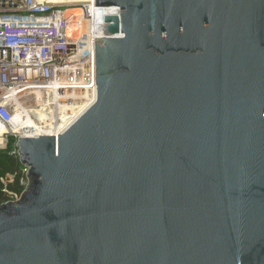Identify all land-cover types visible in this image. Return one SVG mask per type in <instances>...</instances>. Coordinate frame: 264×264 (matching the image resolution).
I'll return each instance as SVG.
<instances>
[{"label":"water","instance_id":"water-1","mask_svg":"<svg viewBox=\"0 0 264 264\" xmlns=\"http://www.w3.org/2000/svg\"><path fill=\"white\" fill-rule=\"evenodd\" d=\"M95 2L97 100L19 139L0 264H264V0Z\"/></svg>","mask_w":264,"mask_h":264},{"label":"built area","instance_id":"built-area-1","mask_svg":"<svg viewBox=\"0 0 264 264\" xmlns=\"http://www.w3.org/2000/svg\"><path fill=\"white\" fill-rule=\"evenodd\" d=\"M79 8L76 15L44 0H0V123L7 127L5 134L14 133L8 128L17 115H32L40 123L31 135L17 132L18 141L58 138L97 100L96 38L105 36V18L119 15V8L97 6L95 0ZM95 12L102 14L103 33L97 36L86 30ZM14 154L20 160L18 148ZM20 164L19 190L7 192L4 203L20 200L28 187L30 168Z\"/></svg>","mask_w":264,"mask_h":264},{"label":"bare ground","instance_id":"bare-ground-1","mask_svg":"<svg viewBox=\"0 0 264 264\" xmlns=\"http://www.w3.org/2000/svg\"><path fill=\"white\" fill-rule=\"evenodd\" d=\"M44 1L52 2L55 4H62V3L64 4V2H68L71 4L79 3L83 5L93 0H44ZM69 13L70 14L75 13L76 15H80L81 9L80 8H70ZM101 20H102V14L95 12L94 20L92 22H89L86 25V30L87 32L90 33V35L97 36L103 33L101 29ZM39 127H40V123L37 121L36 117L29 115L27 118H25L23 115H17L16 121L13 124V128L9 127L8 129L11 132H20L21 134H24V135H31V133H33ZM6 131H7V127L3 125L2 123H0V136H2V134L4 135Z\"/></svg>","mask_w":264,"mask_h":264},{"label":"trees","instance_id":"trees-1","mask_svg":"<svg viewBox=\"0 0 264 264\" xmlns=\"http://www.w3.org/2000/svg\"><path fill=\"white\" fill-rule=\"evenodd\" d=\"M22 167L18 156L0 152V204L8 199L7 192H16L20 186ZM8 175H15L14 181H4Z\"/></svg>","mask_w":264,"mask_h":264},{"label":"rangeland","instance_id":"rangeland-1","mask_svg":"<svg viewBox=\"0 0 264 264\" xmlns=\"http://www.w3.org/2000/svg\"><path fill=\"white\" fill-rule=\"evenodd\" d=\"M62 5L65 8H73V7L74 8H79L80 6H82L79 3L71 4V3H68V2H64V4L62 3ZM18 135L19 134H17V132H16V134H15V132L12 133V134H4V135L2 134V136H0V152H8L10 154H14V152L17 149L16 146H17V143H18L17 142L18 141ZM4 181L5 182L8 181L7 177L4 178Z\"/></svg>","mask_w":264,"mask_h":264}]
</instances>
